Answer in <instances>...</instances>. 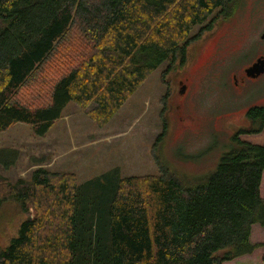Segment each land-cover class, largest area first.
<instances>
[{"label":"trees","instance_id":"obj_1","mask_svg":"<svg viewBox=\"0 0 264 264\" xmlns=\"http://www.w3.org/2000/svg\"><path fill=\"white\" fill-rule=\"evenodd\" d=\"M234 2L0 0V132L23 123L45 136L70 103L104 127L165 63L171 85L166 77L186 65L188 48L234 14ZM34 86H48L46 103L22 102ZM247 119L249 129L196 185L158 155L154 175L114 170L85 184L43 168L16 183L0 176V208L12 201L27 216L0 246V264H225L251 255L260 247L252 228L264 227V146L239 137L261 133L264 107ZM18 156L0 150V164L9 169Z\"/></svg>","mask_w":264,"mask_h":264},{"label":"rangeland","instance_id":"obj_2","mask_svg":"<svg viewBox=\"0 0 264 264\" xmlns=\"http://www.w3.org/2000/svg\"><path fill=\"white\" fill-rule=\"evenodd\" d=\"M235 1L237 9L230 17L215 23L217 11L205 25L193 30L191 36L215 23L211 32L188 48L186 65L181 69L176 66L175 73L166 75L171 85L163 80L169 66L165 63L104 127L93 122L80 106L70 103L45 136L35 135L32 126L23 123L0 132V150H13L19 155L9 169L0 164V176L16 183L29 180L34 171L43 168L73 174L79 184H85L114 170L122 177L154 175L159 172L158 155L160 163L176 173L182 183L196 185L203 181L231 151L234 135L249 129L248 110L264 107V76L241 82V70L264 56V0ZM184 78L188 84L185 97L178 93V82ZM38 88L24 89L22 102L29 104V98L35 97L32 103H46L48 86ZM160 136L163 140L155 150ZM239 139L264 146V127L261 133L241 135ZM260 186L264 199V174ZM25 218L16 203L3 204L0 246L17 234L19 222ZM250 239L260 247L225 264H264V227L253 226Z\"/></svg>","mask_w":264,"mask_h":264},{"label":"flooded vegetation","instance_id":"obj_3","mask_svg":"<svg viewBox=\"0 0 264 264\" xmlns=\"http://www.w3.org/2000/svg\"><path fill=\"white\" fill-rule=\"evenodd\" d=\"M262 57H264V56H259L258 58H256V60H255V62H253L252 63V65L251 66H249V68H243L242 70H241V72L243 73L242 74V76H243V78H242V83L243 84H246L247 82H249V81H257V80H259V79H261V78H263V76H264V74H262V75H260L258 78H256V79H254V78H251L248 74H247V70L248 69H250V67H252L256 62H257V60L259 59V58H262ZM187 79H183V80H179V82H178V84L180 85V89L178 90V93L179 94H181L182 96H186V94H187V92H188V84H185V81H186ZM234 80H235V84L238 86L239 85V83L237 82V76L236 75H234Z\"/></svg>","mask_w":264,"mask_h":264},{"label":"water","instance_id":"obj_4","mask_svg":"<svg viewBox=\"0 0 264 264\" xmlns=\"http://www.w3.org/2000/svg\"><path fill=\"white\" fill-rule=\"evenodd\" d=\"M261 38L264 41V34ZM247 74L254 79L264 74V57L259 58L257 62L252 67H250V69L247 70Z\"/></svg>","mask_w":264,"mask_h":264}]
</instances>
